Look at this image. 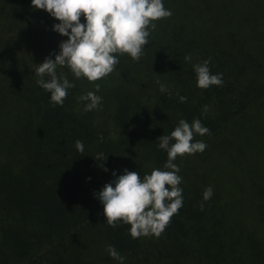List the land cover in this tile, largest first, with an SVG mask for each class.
I'll return each mask as SVG.
<instances>
[{"label":"trees","instance_id":"obj_1","mask_svg":"<svg viewBox=\"0 0 264 264\" xmlns=\"http://www.w3.org/2000/svg\"><path fill=\"white\" fill-rule=\"evenodd\" d=\"M163 4L172 15L154 22L139 61L117 53L115 70L95 82L58 66L75 84L61 106L35 74L67 39L53 30L59 21L31 0H0V264H94L87 256L109 264L108 245L134 264H264L263 149L243 153L264 148V133L244 119L264 99V0ZM204 60L222 86H197L192 65ZM90 91L102 101L85 111L79 97ZM180 119L210 130L193 142L207 145L222 187L210 185L201 153L178 156L183 206L162 234L133 238L130 225L110 227L95 194L113 172L164 170L158 137ZM100 153L105 160H95Z\"/></svg>","mask_w":264,"mask_h":264},{"label":"clouds","instance_id":"obj_2","mask_svg":"<svg viewBox=\"0 0 264 264\" xmlns=\"http://www.w3.org/2000/svg\"><path fill=\"white\" fill-rule=\"evenodd\" d=\"M31 6L46 11L59 21L53 25V30L67 37L59 44L55 58L46 57L35 69L36 84L50 94L53 105L61 106L67 98V90L75 84L70 83L66 75H57L58 66L67 67L77 79L101 80L119 63L115 54H127L139 61L149 43L150 30L156 28L154 22L172 15L164 7L163 0H31ZM82 15L84 23H81ZM191 59L190 55L184 57L186 62ZM209 63L210 60H204L192 65L197 86L201 89L223 85L222 74H212ZM157 84L162 93L168 92L165 84L160 81ZM99 87L96 84V91ZM79 100L86 102L85 111H91L100 105L102 97L90 91L81 95ZM186 100L187 97L179 96V102ZM204 111L207 112V106ZM206 134H210V130L199 119H193L191 124L180 119L169 135L158 137V147L167 153L164 170L153 168L143 178L137 171L124 169L119 176L113 172L116 178L95 194L103 205L107 224L110 227H116L117 222L130 225L133 238L159 237L183 206V189L179 187L182 177L178 175L180 168L174 161L178 156L203 152L207 145L203 141H193L196 135ZM75 147L83 153L81 141L77 140ZM105 159L102 153L95 158ZM202 195L203 200H209L213 195L212 187L205 188ZM106 251L123 264L125 258L114 246L108 245Z\"/></svg>","mask_w":264,"mask_h":264},{"label":"rangeland","instance_id":"obj_3","mask_svg":"<svg viewBox=\"0 0 264 264\" xmlns=\"http://www.w3.org/2000/svg\"><path fill=\"white\" fill-rule=\"evenodd\" d=\"M248 118H249V123H252V126L257 124V128H255V131H260L261 133H264V99H263L261 104H258L257 106H254L252 108L251 116L250 115H246V117L244 119L247 120ZM256 148L263 149V150H261V155L264 157V148L261 147V146L253 147V148L249 147L243 153H245V154L248 153L249 155L252 154L254 156L256 155L258 157L259 152L255 151ZM199 153H201L203 155L201 158L203 160V164H204L203 168L205 169V172L207 173V176L209 178H212V180L210 181V185L211 186L215 185V186H218V187H222V186L219 185L217 171L213 167L212 162L211 161L209 162V158L206 156V152H199ZM261 160H262V164H264V160H263L262 157H261ZM235 163L229 164L228 166H235ZM263 173H264V166H263ZM87 258L89 260H90V258L94 259L95 260L94 264L96 262L100 261V259H98V258L95 259V258H93L91 256H89V257L87 256ZM87 258L85 259L86 261H88ZM133 261L134 260L132 258L126 257L124 259L123 264H132V263L134 264ZM109 264H120V262L117 261V260L116 261L112 260L111 262H109Z\"/></svg>","mask_w":264,"mask_h":264}]
</instances>
